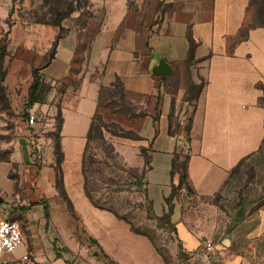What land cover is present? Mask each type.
Returning <instances> with one entry per match:
<instances>
[{
  "label": "crops",
  "instance_id": "obj_1",
  "mask_svg": "<svg viewBox=\"0 0 264 264\" xmlns=\"http://www.w3.org/2000/svg\"><path fill=\"white\" fill-rule=\"evenodd\" d=\"M92 4L85 26L80 30L65 26L55 54L43 65L58 29L24 26L17 20L9 24L8 4L0 2V43L8 52L3 83L10 108L19 110L18 98L27 94L32 68L43 65L39 71L52 86L47 102L56 95L63 117L62 181L73 210V194H80L83 187L81 157L98 93L116 77L132 104L144 111L137 129L142 139L131 143L135 156L131 167L142 168L148 160L145 188L156 216L167 212L165 199L178 184V176L171 175L173 159L186 162L189 191L181 188L171 199L174 231L169 256L182 258L181 264H264V201L238 220L225 212L235 192L234 168L264 143L260 104L264 28H251L240 37L246 27L247 0H92ZM189 37L197 43L196 59L203 62L196 73L185 74ZM82 43L84 55L77 62ZM27 53L29 58L21 56ZM160 60L169 64L171 74L151 73ZM198 75L205 77V85L191 101L188 81L195 83ZM47 102L40 104L41 109L48 107ZM17 134L11 143L13 162L29 154V137ZM90 204L100 211L80 223L105 257L101 264H168L151 238ZM205 241H211L219 254L207 258Z\"/></svg>",
  "mask_w": 264,
  "mask_h": 264
},
{
  "label": "rangeland",
  "instance_id": "obj_2",
  "mask_svg": "<svg viewBox=\"0 0 264 264\" xmlns=\"http://www.w3.org/2000/svg\"><path fill=\"white\" fill-rule=\"evenodd\" d=\"M6 3L9 7L7 23L17 20L24 26L55 28L49 24L56 17L52 12L55 5L59 12L64 15L67 13L61 20L63 28L68 26L80 30L93 14L92 0H6ZM258 22L264 23V0H247L246 25ZM2 46L0 43V159L9 163L0 162V209L6 212L8 218L18 221L23 232V243L14 254L6 256L15 258L27 252L29 260L25 264H101L105 257L80 223L81 218H90L98 214L95 211L100 210L92 208L89 199L84 196L83 187L79 196L77 191L73 194L75 210H71L65 197L59 193L62 169L57 167L52 140L57 117L56 95L51 102H47V96L43 95L47 108L41 109L38 103L29 108L26 107L24 92L18 98L21 107L13 111L10 108L11 97L7 96V86L3 83L6 74L3 60L8 52L4 47L3 53ZM84 47V43L79 47L77 62L84 55ZM21 56L29 58L31 55L27 53ZM201 62L202 58L192 59L185 74L196 73ZM116 83L115 77L110 83L101 85L97 111L104 123H115L123 129L124 137L104 132V146L108 147L111 143L114 151L107 154L98 148V156L91 166L99 171L90 175L92 180L97 181V188L92 195L100 204L112 207L119 216L147 234L168 264H181L182 258L168 254L167 246L173 238L172 227L161 217L153 216L149 205L142 198L140 168L131 167L135 161L131 143H140L136 134L144 111L134 106L125 92L115 88ZM192 83L195 85L194 90L188 96L191 101L196 98L198 87L205 84V77L198 75L195 83ZM61 88L62 85L56 86L57 91ZM108 91L113 93L112 97ZM260 104L264 107V86ZM30 112L36 115L33 126L27 122ZM17 132L29 137V154L21 159L16 157L17 161L13 162L11 143ZM98 143L93 142L92 146ZM73 176L72 171V179ZM135 177L138 178L137 184L133 180ZM116 183L120 184V190L115 186ZM231 186L235 192L230 194L231 203L227 204L225 212L234 215L237 220L264 201V143L260 150L239 165Z\"/></svg>",
  "mask_w": 264,
  "mask_h": 264
},
{
  "label": "trees",
  "instance_id": "obj_3",
  "mask_svg": "<svg viewBox=\"0 0 264 264\" xmlns=\"http://www.w3.org/2000/svg\"><path fill=\"white\" fill-rule=\"evenodd\" d=\"M56 8H57V6L55 5V8H53V11H52L53 14L56 15V17L53 18V21H51V23H49V24H51L53 27L57 28L58 32L55 35L54 41H53V43L51 45V48L48 50V52L46 54V59L44 60L43 65L46 64L53 57V55L55 54V50H56V47H57L58 40L61 38L62 33L66 32V29L63 28L62 25H61V20L66 16L67 13H65V15H64L63 13L59 12ZM68 9L71 10V7L68 6ZM255 27L264 28V23L258 22V23H255V24L246 25V27H244L241 30L240 37L244 38L246 36L247 31L249 29L255 28ZM196 44H197L196 41L192 37H189L188 55H187V58H186V60L184 62L185 70H188V65L190 64V61L192 59H196L195 54H194V51H195V48H196ZM4 47L5 46H2L3 53L5 52L4 51ZM43 65H40V66H37V67H33L32 70H31V81H30V85L28 87V91H27V94H26V107L30 108L32 105H34L36 103H38V104L44 103V97L47 96V94L51 90L52 86L50 85L49 82H47L45 80V78L43 77V75L39 71L42 68ZM204 85H200L198 87V90H197L198 93L196 95V98L198 97L199 93L202 91ZM194 86L195 85H193L192 81H190V83H188L187 91H186L187 97L189 96V92L194 90ZM263 86H264V84H260V88L262 90H263ZM114 87L120 89L122 91V93L125 92L123 83L121 82V80L119 78H117V83L114 84ZM63 90L64 89L62 87L61 89L58 90V92L62 93ZM43 95H44V97H43ZM109 96L112 97L113 93L109 92ZM100 99H101V90H99V93H98L97 109H96L95 113L93 114V116L91 118V121H90V124H89V128H88V131H87V134H86V140H85V145H84L82 157H81V174H82V177H83L84 194L95 207H97L99 209H105V210H108V211L112 212L117 218L126 221L130 225V228L135 233L144 234L143 232H140L132 223L128 222L125 218L119 216L114 211V209L112 207H108V206H105L103 204H100L92 195L93 191L96 190V188H97V183H96L97 181H96V179L92 180V178H90V175L92 174V172L93 173H96V172L98 173L99 172L97 169H92V167H91L92 164L95 163V161H96L95 159L98 156V151L97 150H98V148H102L103 150H105V152L107 154H111V152L114 151L113 146H111V143L108 144V147L104 146V144H106L105 143L106 139L104 137V132H107V133H109V134H111L113 136H118V137H124V135H122V132H125L123 129H121L119 126H117V124H115V123L106 124V123L103 122L102 116L97 111L98 107H99ZM55 105H56V109H57V117H56V122L54 124V131L52 133V140H53V147H54V155L56 157V164H57V167H59V169H61V163H62V160H63V154H62L61 147H60V131H61L63 117H62V114H61V108H60L59 102L56 103ZM143 116H144V114H143ZM136 136H137L136 139H138V140L142 139V137L138 133L136 134ZM93 142H99V143L96 146H92ZM261 147H262V145H261ZM261 147L258 150H260ZM140 150H141V154H143L145 156L146 152H145L144 147H141ZM243 161L241 163H243ZM241 163H239L234 168V170H233V175L234 176H235V173H236V169L239 167V165ZM147 167H148V160H146L144 166L139 169V171L141 173V177L139 178L140 179V184H142V186H143V191L141 192L142 193V198L149 205V210L151 211L153 216L154 217H161L162 219H164L165 223L169 227H172V229L174 231V227H173V225H172V223L170 221V213H171V210H172L171 199H172V195L176 191L181 189V188H184L187 192L189 191L188 186L185 185L186 162H185V160H180V159L178 160V159L174 158L172 163H171V175L172 176H174V175L178 176V184L177 185L173 184L171 195L168 198L165 199L166 204L168 206V209H167V212H165L161 216H156L153 213L152 202L147 198V195H146L145 172H146ZM60 178L61 179H60L59 193L63 197H65L67 203L71 207V210H73L72 203L69 200V198L66 195L65 190H64L62 176ZM133 180H134L135 184H137L138 178L135 177ZM131 184H132V181H131ZM115 186H117V188H118V187H120V184L116 183ZM118 190H120V189L118 188ZM45 211H47V207L46 206H45ZM46 216H48L47 212H46ZM11 220H13V219H11ZM144 235H147V234H144Z\"/></svg>",
  "mask_w": 264,
  "mask_h": 264
},
{
  "label": "built area",
  "instance_id": "obj_4",
  "mask_svg": "<svg viewBox=\"0 0 264 264\" xmlns=\"http://www.w3.org/2000/svg\"><path fill=\"white\" fill-rule=\"evenodd\" d=\"M30 126L36 122V115L30 112L27 118ZM23 243V232L20 224L7 217L4 210L0 209V264H25L28 259V253L15 258H7L6 255L14 254L16 249ZM203 252L207 258H212L219 254L218 249L211 241H205Z\"/></svg>",
  "mask_w": 264,
  "mask_h": 264
},
{
  "label": "water",
  "instance_id": "obj_5",
  "mask_svg": "<svg viewBox=\"0 0 264 264\" xmlns=\"http://www.w3.org/2000/svg\"><path fill=\"white\" fill-rule=\"evenodd\" d=\"M171 67L165 60H160L158 65L151 69V73L154 75H169L171 74ZM0 203H2V198L0 197Z\"/></svg>",
  "mask_w": 264,
  "mask_h": 264
}]
</instances>
